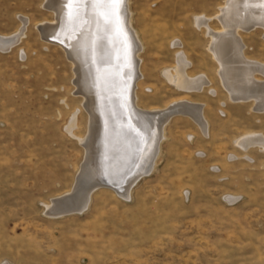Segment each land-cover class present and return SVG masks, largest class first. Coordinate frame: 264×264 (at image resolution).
Listing matches in <instances>:
<instances>
[{
  "label": "rangeland",
  "instance_id": "374dc122",
  "mask_svg": "<svg viewBox=\"0 0 264 264\" xmlns=\"http://www.w3.org/2000/svg\"><path fill=\"white\" fill-rule=\"evenodd\" d=\"M225 1L128 0L143 76L129 81L126 117L135 85L141 109L203 103L211 126L206 135L191 117L172 115L153 171L126 199V183L141 166L102 159V126L116 118L111 96L94 99L68 48L43 37L38 25L56 19L47 0H0V35L21 32L28 19L20 41L0 50V264H264V151L234 141L264 134V111L229 99L210 38L194 24L202 14L221 29L216 16ZM254 23L239 35L244 55L264 63V29ZM178 52L189 77L209 79L201 91L178 89L162 75ZM79 174L104 183L95 184L88 208L50 215L48 205L73 190Z\"/></svg>",
  "mask_w": 264,
  "mask_h": 264
},
{
  "label": "bare ground",
  "instance_id": "6f19581e",
  "mask_svg": "<svg viewBox=\"0 0 264 264\" xmlns=\"http://www.w3.org/2000/svg\"><path fill=\"white\" fill-rule=\"evenodd\" d=\"M107 1L113 4L111 5L109 20L101 0H55L54 2L47 0L46 3L49 2L47 5L55 12L56 19L55 21L42 22L38 27L39 29L43 27L49 36H57L58 41L56 40V42L65 49L68 48L71 55H73L74 68L80 75L79 81L82 82L86 90L91 88L92 91L90 90L89 94L94 99L101 101L99 99L111 96L109 105L114 104L112 109H114L116 116L114 122H116L123 115L126 116L125 110L128 108V102L125 99L127 98L130 79L135 84L143 76L140 66L141 58L139 56L142 45L131 26L132 23L128 13L129 5H127L128 0H119V3L115 4L113 0ZM225 3L224 6L219 8L221 13L216 16L222 24L221 29H213L209 23L212 18L202 14L195 16L194 24L199 30L204 29L206 36L210 38L207 49L219 64L218 73L223 89L227 91L229 99L233 102L252 100L254 102L253 110L264 111V63L244 55L245 44H243L239 35V30H251L253 28L250 27L252 22H257L264 29V0H226ZM22 20L23 29H25L28 19L23 17ZM106 21L111 23L109 26V39H106V34L102 32L105 30L104 22ZM23 29L12 36H0V50L7 51L15 43H18L25 34ZM104 39L109 43H105ZM108 60L110 64H108ZM175 64L172 68L164 69L162 75L176 88L187 91H201L202 88L209 84V79L204 74L189 77L186 68L190 66V63L183 52L177 53V63ZM257 75L263 76V79L258 78ZM135 91L134 85L132 91L129 90L131 99L129 106L134 110L141 109L137 105L138 96ZM211 93L215 94V91L211 90ZM109 105H107L106 109L111 108ZM202 107L203 105L201 104H192L191 106L186 101H179L173 102L171 106L162 110L142 109L145 115L153 118V123H151V128H149V135H143L146 136L145 140H143L144 137L142 138L141 132L137 131L138 129L135 128L136 126L133 123L132 125H125L126 123H123L124 121L121 119L115 125L112 121H109V123L105 121L104 126H102L104 128L103 133H105L103 136L104 143L100 148L102 159H118V161L123 163L130 161L129 163H135L136 167L138 165L141 166V168L133 171V174L131 173L133 176L126 183V188L122 194L124 198H131V190L134 185L143 176L153 171L151 169L155 166L156 156H158L160 150L159 143L166 137L164 136V127L171 116L175 115L173 110V112L162 116L163 118L159 120L154 114L158 113V111L166 112L177 109L179 112L177 114H184L194 119L199 128L207 135L208 130L206 128H208V125L203 116H201ZM134 118H136L137 123L142 122L145 124L148 121L138 115H135ZM69 124L70 126L68 125L67 127L68 134L75 137L72 133L76 124L75 122ZM84 139L79 138V141H84ZM234 141L237 146L245 151L250 150L254 146H258L264 151V134L262 133L250 132ZM121 145L123 151L120 154L117 150L118 146ZM81 177L83 176L79 174L73 185V190L67 194L83 189L82 184L79 185ZM98 185L94 184L87 196H83L80 200L77 199L78 192L69 201L49 204L48 207L51 208L52 206L50 215L60 216L66 211H69L68 213L85 211L89 206L90 195L98 188ZM226 198L231 202L238 199V197L230 195L226 196Z\"/></svg>",
  "mask_w": 264,
  "mask_h": 264
},
{
  "label": "water",
  "instance_id": "95a60500",
  "mask_svg": "<svg viewBox=\"0 0 264 264\" xmlns=\"http://www.w3.org/2000/svg\"><path fill=\"white\" fill-rule=\"evenodd\" d=\"M102 2H103V4H104V9H105V14H107V19L109 20V16H110V10H111V5H113L112 4V2H109V1H107V0H101ZM110 22L109 21H106V22H104V27H105V30H103L102 32L104 33V34H106V39H109V32H110ZM42 33H43V37L44 38H49L51 41L50 42H56V40L58 41V39L56 38V37H54V36H48V35H46V32L44 31V29H43V27H40V29H39ZM56 38V39H55ZM105 40V39H104ZM48 41V40H47ZM105 43H109L107 40H105ZM109 59V58H108ZM108 62V64H110V61L108 60L107 61ZM91 95H89V97H90ZM173 110H174V112H173ZM144 110H142V109H136V110H134V109H130V113H131V120L129 121L128 120V118L125 116V115H123L122 117H120L119 118V120H117L116 122H114L115 123V125L116 124H118L119 123V121L122 119V121H124L123 123H126L125 125H132V123H133V125H135L136 127V129H138L137 131H139V132H143L145 135H149V133H150V131H149V128H151V123H153V118H151L152 116H148V115H145V113L143 112ZM170 112H173V114H177V113H179L178 111H177V109L175 110V109H172L171 111H166V112H163V111H158V113H155L154 115H156V117H158V119L160 120L161 118H163L162 116H164V115H167V114H169ZM144 114V115H143ZM135 115H138V116H140L142 119H144V120H148L145 124L144 123H137L136 122V118H134V116ZM123 125V124H122ZM124 125V126H125ZM127 129H129L128 127H127ZM130 131H131V127H130ZM126 132V131H125ZM142 133V134H143ZM143 134V135H144ZM137 138H139V137H137ZM140 141V140H139ZM119 148H118V153L120 152V154L122 153V151H123V149H122V145L121 146H118ZM121 150V151H120ZM116 156H117V154H115ZM119 155V154H118ZM109 163V162H108ZM106 164V168L104 167V169H105V171H103V172H105V176H106V178L108 177V178H110V175H111V173H109L108 174V172L106 173V171L107 170H109V166H110V164ZM131 168V167H130ZM132 169V168H131ZM108 175V176H107ZM87 176H83V177H81L80 179H79V185H81L83 188H89V186H93V184H104L103 182H99L98 180H96V178H86ZM78 192H80L79 194H81V193H83L84 191L83 190H81V191H75V192H72V193H70V194H67V195H65V196H62V197H60V198H56V199H54L55 201H54V203H57V202H66V201H69L71 198H73L75 195H77L78 194ZM49 211V210H48ZM69 212V211H68ZM67 211L65 212V213H68ZM64 213V214H65Z\"/></svg>",
  "mask_w": 264,
  "mask_h": 264
},
{
  "label": "crops",
  "instance_id": "0c3cea01",
  "mask_svg": "<svg viewBox=\"0 0 264 264\" xmlns=\"http://www.w3.org/2000/svg\"><path fill=\"white\" fill-rule=\"evenodd\" d=\"M1 37H4V35H0ZM12 36V35H11ZM177 63V62H176ZM172 68V67H171ZM186 103H189L191 106H192V104H201V105H203V103H192V102H189V101H186ZM201 111H202V114H201V116H203V118L205 119V121L207 122V125H208V128H206L207 130H208V134L210 133V126H211V121H210V119L207 117V115L205 114V112H204V109H203V107H202V109H201ZM209 120H208V119ZM171 119V118H170ZM210 121V122H209Z\"/></svg>",
  "mask_w": 264,
  "mask_h": 264
},
{
  "label": "snow or ice",
  "instance_id": "6c2138e0",
  "mask_svg": "<svg viewBox=\"0 0 264 264\" xmlns=\"http://www.w3.org/2000/svg\"><path fill=\"white\" fill-rule=\"evenodd\" d=\"M113 3L115 4V3H119V0H113Z\"/></svg>",
  "mask_w": 264,
  "mask_h": 264
}]
</instances>
